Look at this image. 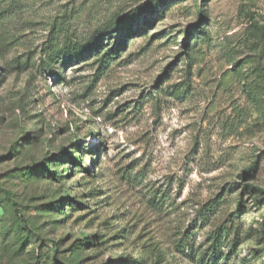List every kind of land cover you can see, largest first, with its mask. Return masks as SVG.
Returning a JSON list of instances; mask_svg holds the SVG:
<instances>
[{"label": "rangeland", "instance_id": "374dc122", "mask_svg": "<svg viewBox=\"0 0 264 264\" xmlns=\"http://www.w3.org/2000/svg\"><path fill=\"white\" fill-rule=\"evenodd\" d=\"M153 1L0 2V264H43L38 255L47 264H199L180 237L203 249L239 199L241 243L225 264H260L264 196L248 186L264 189V0H167L139 12ZM133 15L105 40L104 51L124 38L108 65L97 53L66 66L62 57L54 65L65 80L46 68L64 40L86 42ZM62 149L94 176L59 162ZM44 159L59 178L31 173ZM67 189L88 203L69 217L57 208ZM4 190L34 230L18 252ZM218 196L220 212L204 219Z\"/></svg>", "mask_w": 264, "mask_h": 264}, {"label": "trees", "instance_id": "16d2710c", "mask_svg": "<svg viewBox=\"0 0 264 264\" xmlns=\"http://www.w3.org/2000/svg\"><path fill=\"white\" fill-rule=\"evenodd\" d=\"M2 0H0L1 2ZM167 0H155L153 2L148 3V7L153 8V10L148 11L144 10L142 7L141 11L143 14L147 13H154L157 12L158 9L161 6L166 5ZM201 13V14H200ZM200 18L197 22V26L199 27L200 24L203 22V13L202 10H200ZM134 15L129 18H121L118 21L111 23L110 25H106V28L103 29L101 32H98L96 35H94L92 38H90L88 41L84 42L81 40H64V42L61 45H58L57 50H54L53 53H50L46 57V68L50 71L51 74H54L55 78L65 80L60 75L61 72L60 69L55 70L56 66L54 65L55 62L58 59H61L62 57H65L64 60H61V65L66 66L70 64L71 62L75 60H83L85 58L90 57L92 54H98L99 58L98 61L101 63V65H108L109 62L113 59H115V55L119 52L120 46L124 44V38L121 39V42L118 47L116 48H107L104 51L105 47V40H108L109 37L116 32L117 29L122 30L123 28L127 29L128 26L132 25L134 22ZM131 23V24H130ZM123 31V30H122ZM125 33L127 31H124ZM132 33V32H131ZM130 33H126V36L128 37ZM103 52V53H102ZM78 149H81L83 152H86L87 149L85 147L80 146V144H75ZM62 156L59 157L58 161L62 162L65 159H70L73 161V167L74 171L76 173H83L88 172L93 177L94 175L91 173L92 170L89 168H86V166H83L77 158H74L72 155L69 154V152L66 149H62L60 152ZM46 159L42 160L40 163H36L33 165V169H37L36 172L31 173H38L40 171H45L46 174H48L49 178H59L56 171H53L48 168V165L45 163ZM102 173V171L100 172ZM130 173V172H128ZM85 184H89V182H84ZM251 187L252 191L254 192H260L264 196V189L260 188L258 186H248ZM64 196L59 199V202L61 203L57 208L60 209V211L63 213V215L68 216L67 209L74 210L75 207H84L87 206L88 203L86 201H81L78 199H83L82 196L78 197V193L76 192L74 196H71L70 190H65ZM76 191V190H74ZM157 192V191H156ZM154 192V194L151 196V201L158 204L159 200L157 193ZM4 197L6 200L10 203V206L13 210L11 221H12V227L13 232L15 231L17 235L20 236L18 243L20 245L15 247V252H18L19 250L28 248L32 242H34L33 239H30L28 237L31 236V234L34 232L32 227L28 224V222L25 220V218L19 213L18 204L14 200L13 195L9 191H3ZM97 189H92L90 193H88V196L94 197L96 196ZM82 195H86L85 193ZM264 199V197H263ZM224 201V198H220V196L212 198L201 210L200 215L206 219L209 220L212 216L217 215L218 211L220 212V207ZM53 203V202H51ZM76 206H75V205ZM66 205V207L64 206ZM243 201L242 199H239L237 201V205L235 209L228 214V216L222 220L221 222L217 223L216 226L211 230L208 239L207 244L203 247V249L199 250L198 248H195V246L192 245V242L190 241L189 237L186 235H183L180 237L179 240V247L180 251L186 254V256H189L192 259H196L199 264H225L229 261L231 256L235 253H237V250L239 248V245L241 243L240 241V233H241V225L242 221L238 220L243 215ZM62 220V219H60ZM259 239L258 243L256 244V252L259 254L260 257V264H264V212L262 214L261 222H260V228H259ZM24 232H27V234H24ZM84 238L89 239L90 237L84 236ZM58 245V244H57ZM57 245L55 244V248H52L51 251L54 253V257L57 256L59 250L57 248ZM85 245H89L87 242ZM28 252V251H27ZM34 253V250H33ZM46 256L38 255L35 258L42 259L43 264H47L48 259H44ZM44 259V260H43ZM140 260H134V259H126V258H120L119 264H140Z\"/></svg>", "mask_w": 264, "mask_h": 264}]
</instances>
